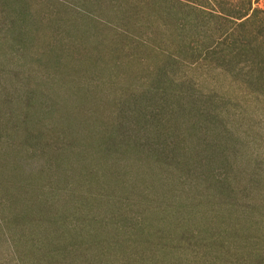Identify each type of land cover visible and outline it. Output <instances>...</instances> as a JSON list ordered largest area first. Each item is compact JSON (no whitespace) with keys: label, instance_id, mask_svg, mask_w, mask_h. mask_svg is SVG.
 <instances>
[{"label":"rangeland","instance_id":"1","mask_svg":"<svg viewBox=\"0 0 264 264\" xmlns=\"http://www.w3.org/2000/svg\"><path fill=\"white\" fill-rule=\"evenodd\" d=\"M258 251L264 0H0V264Z\"/></svg>","mask_w":264,"mask_h":264},{"label":"trees","instance_id":"2","mask_svg":"<svg viewBox=\"0 0 264 264\" xmlns=\"http://www.w3.org/2000/svg\"><path fill=\"white\" fill-rule=\"evenodd\" d=\"M246 16H247V11H245L243 14H241V15H239L238 16V19L239 20H242V19H244V18H246ZM8 106H9V104H10V101H9V99H8V102L6 103ZM32 106L34 107L35 106V102L34 101H32V99H31V101H28L27 102V108H32ZM157 116L160 118V116L159 115H156V116H153V121L154 122H157V123H160V121H159V119L157 118ZM8 119L10 120L11 118H6V122L8 121ZM160 120H161V118H160ZM151 121V120H150ZM162 121V120H161ZM31 122H32V119H31V116H30V114L29 115H25L22 119H20V121H18V123H16L15 124V126H18L19 128H24V130L27 132V134L28 133H31V134H34L32 131H30L29 130V128H28V126L31 124ZM152 122V121H151ZM23 130V129H22ZM28 138V140L29 141H31V142H34V143H36V140H37V142H39V141H41V137L40 136H37V137H35V136H28L27 137ZM64 144V143H63ZM65 146H67V148L68 147H71V146H73V145H71V144H68V145H65ZM121 147V146H120ZM114 152V149H113V147H110L109 148V150H108V154H112ZM218 195H220V194H218ZM84 219H86V220H90V219H88V218H84ZM83 221V220H82ZM95 222V221H94ZM91 235V232L90 233H85V235H83L84 237H88V236H90ZM196 239L194 238V237H192V238H187V239H183V240H181V243L180 244H182V246H184V247H186V246H188V245H192V244H194V242L196 243V241H195ZM199 244V243H198ZM210 247V243H208V242H203V241H200V248L201 249H206V248H209ZM71 248L73 249V248H75V247H72L71 246ZM84 250H87V249H90V247H88L87 248V246H83L82 247ZM178 248L176 247V249H174V250H177ZM64 250H67V249H64ZM258 257H259V264H264V251H258ZM245 264H249V262H247V260L245 261Z\"/></svg>","mask_w":264,"mask_h":264}]
</instances>
